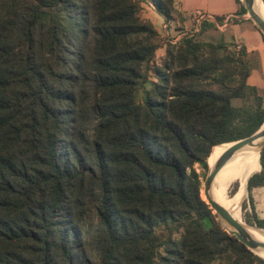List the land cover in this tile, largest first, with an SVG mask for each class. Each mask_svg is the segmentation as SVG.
I'll return each mask as SVG.
<instances>
[{"label":"trees","instance_id":"obj_1","mask_svg":"<svg viewBox=\"0 0 264 264\" xmlns=\"http://www.w3.org/2000/svg\"><path fill=\"white\" fill-rule=\"evenodd\" d=\"M148 1L177 14L174 0ZM139 4L0 0V264H264L222 227L195 169L264 123L245 51L186 36L158 64ZM252 174L264 229L251 198L264 148Z\"/></svg>","mask_w":264,"mask_h":264},{"label":"crops","instance_id":"obj_2","mask_svg":"<svg viewBox=\"0 0 264 264\" xmlns=\"http://www.w3.org/2000/svg\"><path fill=\"white\" fill-rule=\"evenodd\" d=\"M174 3L180 18L186 25L195 22V14L200 12L205 16V22L211 25L207 34H216V37L220 38L218 43L240 46L245 51V60L250 69L247 82L255 87L264 99V40L258 30L252 29L251 22V25H248L249 20L245 16L237 15L239 6L236 0H174ZM149 5H152V10L156 11L151 2ZM218 17L223 18L221 22L217 20ZM148 19L159 33L163 26L168 27L170 24V21H166L159 14H154ZM223 22H227V25L222 30L219 24Z\"/></svg>","mask_w":264,"mask_h":264},{"label":"rangeland","instance_id":"obj_3","mask_svg":"<svg viewBox=\"0 0 264 264\" xmlns=\"http://www.w3.org/2000/svg\"><path fill=\"white\" fill-rule=\"evenodd\" d=\"M151 6L152 5H149V2H147L146 0H140L139 15L143 20L150 21L148 19V17L150 18V16L152 17V15H154V14L158 15L156 11L152 10ZM243 16H245V15H243ZM250 22L252 23V25L250 24ZM158 24H160V23H158ZM248 25H251L252 29L257 30L255 23L250 19H249ZM220 29L223 30V29H225V27H221ZM160 30H161V32L159 33V37L157 39V43L159 45V48L155 54V62L158 64H160L162 59L165 57L166 45L170 44V43L171 44L176 43L186 36H192L196 39V41L205 42V43H214V44L218 43V41L220 39L219 37H216V34H214V35L212 33L207 34V31L210 30V28H207L206 30H202L201 28L197 29V25L194 21L192 24L186 25V23L180 18V15L178 12L176 15H174V19L170 21V24H168V27L163 26ZM240 49H241L240 46H235V47L231 46L230 48H228L227 51L228 52L229 51L238 52V51H240ZM150 78L154 79L152 75L150 76ZM148 87L149 86L147 85L137 92L136 99L138 101L143 100L145 91ZM234 104L239 105L240 102H234ZM259 163H260V156H259L257 163L254 165L253 168L255 169ZM195 169L201 175V183H202L201 195H202L203 199L206 201L205 193L203 190V183L205 181L207 171H204L202 169V167L198 164L195 165ZM254 169L251 170L250 174L252 173V171ZM223 170H224V167L221 169V171L219 172V174L215 178L214 183H213V190L218 192L222 196V199L224 201H229L238 192L239 185L237 186V190L235 193H233L232 191H233V188L236 184L235 182L238 179L240 180V185H241L242 174H241L239 169H237V171H235V172L231 171V170H225V172H224ZM251 198H253L255 212H256L257 216L260 219H264V188L261 187V188L254 189L252 194H251ZM248 200H249V192L247 189L246 193L244 194L243 199L240 202L238 212L236 213V217H240L242 219V221L249 226L257 227L256 224L252 221V210H251V207L248 203ZM243 203H246L245 209H243ZM246 219H250L253 223L248 224L246 222ZM204 224L206 227H209V225H210V223L208 221L204 222ZM257 228H259V227H257ZM259 229H262V228H259ZM156 235L159 238L165 237L167 235V224L159 225L156 228ZM258 254L264 258V255L262 253L258 252ZM229 261H230L229 256H223V257L217 258L213 264H229Z\"/></svg>","mask_w":264,"mask_h":264},{"label":"water","instance_id":"obj_4","mask_svg":"<svg viewBox=\"0 0 264 264\" xmlns=\"http://www.w3.org/2000/svg\"><path fill=\"white\" fill-rule=\"evenodd\" d=\"M241 1L247 11L245 14V18L248 20L249 19L252 20L255 23L258 30L264 36V23L261 21V18L254 10L255 0H241ZM229 143H234V145L229 147L225 151L224 155L219 159V161H217L213 165H210L208 162V171L205 181L203 183V190L206 192V197H207L206 202L212 209L213 213L217 216L220 224L225 229V231L228 232L230 235L235 236L238 239V241L244 244L251 252H253L255 255H257L258 257L264 260V258L258 254V252L264 254V242L254 239L248 232V228L246 227L247 224L238 222L236 219H234L233 216L226 209H224L217 202H215V200L211 195L213 182L217 177V175L219 174V172L221 171V169L226 165V163H228L230 160L234 159L238 155L244 157L246 152H248L249 150L255 147H259L261 153L262 149L264 148V123L255 133H253L249 137ZM260 171L261 168L256 173H259ZM248 180H247V185H248Z\"/></svg>","mask_w":264,"mask_h":264},{"label":"bare ground","instance_id":"obj_5","mask_svg":"<svg viewBox=\"0 0 264 264\" xmlns=\"http://www.w3.org/2000/svg\"><path fill=\"white\" fill-rule=\"evenodd\" d=\"M254 10L261 18V21L264 23V3L262 0H255ZM233 145L234 143H229L223 146L216 147L211 152L208 158L209 164L213 165L214 163L219 161V159L224 155L225 151ZM259 156H260V148L255 147L249 150L248 152H246L244 157L241 155H238L237 157H235L234 159L226 163V165L224 166V170H223L224 172L225 170H231L235 172L237 171V169H239L242 174V183L239 186L238 192L229 201H224L222 199V196L218 192L213 190V185H212L211 195L213 199L215 200V202H217L220 206L226 209L233 216V218L236 219L238 222L244 223L240 217H236V213L238 212L240 202L243 199L244 194L247 191V180L249 176L252 174V173L250 174V172L252 169H254L253 167L257 163ZM204 193H205V199L207 201L206 192L204 191ZM246 227L248 228V232L254 239L264 242V230L259 229L257 227H251L248 225H246Z\"/></svg>","mask_w":264,"mask_h":264},{"label":"built area","instance_id":"obj_6","mask_svg":"<svg viewBox=\"0 0 264 264\" xmlns=\"http://www.w3.org/2000/svg\"><path fill=\"white\" fill-rule=\"evenodd\" d=\"M204 21H205V16L202 13L197 12L195 14V23L197 25V29L200 28L202 22H204ZM226 25H227V22H223V23L219 24V28L226 27Z\"/></svg>","mask_w":264,"mask_h":264}]
</instances>
